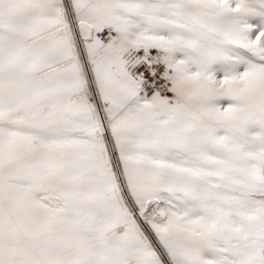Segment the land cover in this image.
Segmentation results:
<instances>
[{
	"label": "snow or ice",
	"instance_id": "obj_1",
	"mask_svg": "<svg viewBox=\"0 0 264 264\" xmlns=\"http://www.w3.org/2000/svg\"><path fill=\"white\" fill-rule=\"evenodd\" d=\"M0 264H264V0H0Z\"/></svg>",
	"mask_w": 264,
	"mask_h": 264
}]
</instances>
